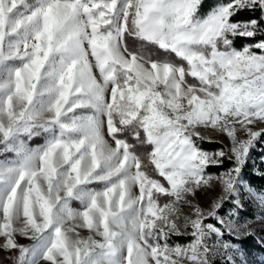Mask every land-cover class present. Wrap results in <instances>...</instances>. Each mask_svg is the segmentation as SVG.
<instances>
[{"label": "snow or ice", "instance_id": "snow-or-ice-1", "mask_svg": "<svg viewBox=\"0 0 264 264\" xmlns=\"http://www.w3.org/2000/svg\"><path fill=\"white\" fill-rule=\"evenodd\" d=\"M204 3L0 0L11 264H256L243 243L264 249V188L246 179L264 144V0Z\"/></svg>", "mask_w": 264, "mask_h": 264}, {"label": "trees", "instance_id": "trees-1", "mask_svg": "<svg viewBox=\"0 0 264 264\" xmlns=\"http://www.w3.org/2000/svg\"><path fill=\"white\" fill-rule=\"evenodd\" d=\"M215 3H217V0H205L202 10H209ZM246 18L247 14H241V16L237 17V19ZM243 43V40L236 41L237 47H239ZM129 46L130 48L135 49L138 45L129 44ZM261 157H264V144H258L257 147L252 151L251 159L248 164V170L246 172V179L250 180L253 186L257 188H264V175L261 174V172H264V163L261 162ZM211 171L216 172L219 170L213 168L211 169ZM246 245L247 248L256 253L259 262L264 261V249H261L258 243L252 240H248L246 242Z\"/></svg>", "mask_w": 264, "mask_h": 264}, {"label": "rangeland", "instance_id": "rangeland-1", "mask_svg": "<svg viewBox=\"0 0 264 264\" xmlns=\"http://www.w3.org/2000/svg\"><path fill=\"white\" fill-rule=\"evenodd\" d=\"M207 11L208 10L203 11L201 9L202 14L203 13H206ZM128 42H129V44L138 45L137 42H134L130 38H129V41ZM213 139L214 140H217V141H223V143L225 145H227V143H228L226 137H223V136H221L219 134H214L213 135ZM42 142H43V140L38 138V139H35L34 141H32L31 143H32V146H35L37 143H42ZM203 147L205 149L212 150V149H215V148L220 147V144H218V143H207L206 142V143L203 144ZM9 155H11V154H9ZM3 158H4L3 156H0V159H3ZM210 171H211V169H210ZM215 194L216 193H211L209 195H213L214 196ZM198 200L201 203V206L204 207L207 210V208L209 207V203H210L209 196L201 193L200 196L198 197ZM182 211H184V212L187 213L188 210L186 208H182ZM255 227L259 228V225L257 224V225H255ZM258 236H259V233H258ZM248 240H252V241H255L256 242V239L255 238H249ZM248 240L244 241L243 247L248 251L249 258L255 260L256 261V264H260V262H259V260H258V258L256 256V253H254L252 250H250L249 248L246 247L247 246L246 245V242ZM18 242L21 243V244H29L30 243V241L27 240V239H25V238H18ZM9 255H15V253L9 254V253H5V252H0V264H11V261L8 259Z\"/></svg>", "mask_w": 264, "mask_h": 264}]
</instances>
